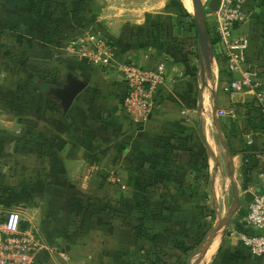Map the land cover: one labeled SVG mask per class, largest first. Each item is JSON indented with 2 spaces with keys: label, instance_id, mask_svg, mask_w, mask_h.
<instances>
[{
  "label": "crops",
  "instance_id": "obj_1",
  "mask_svg": "<svg viewBox=\"0 0 264 264\" xmlns=\"http://www.w3.org/2000/svg\"><path fill=\"white\" fill-rule=\"evenodd\" d=\"M116 2L101 11L90 3L83 23H103L120 60L163 68L144 123L125 118L119 73L67 54L64 44L89 33L67 11L72 0H0V134L15 135L0 142V187L42 190L21 205H0V224L17 209L20 230L42 236L47 248L35 264H264L240 243L239 234L253 233L245 213L224 214L216 191L223 172L236 188V166L259 182L249 192L264 190L261 105L248 91L224 93L231 77L214 55L201 77L193 36L185 32L176 46L160 31L164 25L177 39L160 0ZM247 10L237 34L249 41L248 63L264 93V0H248ZM68 75L86 87L65 111L51 92ZM31 135L51 140V159L16 138ZM76 193L113 209L77 235Z\"/></svg>",
  "mask_w": 264,
  "mask_h": 264
},
{
  "label": "built area",
  "instance_id": "obj_2",
  "mask_svg": "<svg viewBox=\"0 0 264 264\" xmlns=\"http://www.w3.org/2000/svg\"><path fill=\"white\" fill-rule=\"evenodd\" d=\"M212 1L200 0V3L212 37L211 49L213 44L220 48V59L231 77L223 91L226 94L239 91L254 93L264 117V93L257 92L255 73L248 63L249 41L237 34V30L250 18L248 0H217L216 11H210L208 4ZM67 44L65 50L70 57L85 61L89 67L102 72L119 73L124 92L122 107L125 118L133 123L147 120L154 109V93L166 80L161 66L146 67L128 59L120 60L112 43L99 33H86ZM247 143L252 145L253 140L249 139ZM244 221L253 233L239 234L242 247L251 256L264 258V192L254 194ZM21 222L19 210L6 212L0 224V264H35L37 253L47 248L40 234L22 232ZM50 250L55 251L54 248Z\"/></svg>",
  "mask_w": 264,
  "mask_h": 264
},
{
  "label": "rangeland",
  "instance_id": "obj_3",
  "mask_svg": "<svg viewBox=\"0 0 264 264\" xmlns=\"http://www.w3.org/2000/svg\"><path fill=\"white\" fill-rule=\"evenodd\" d=\"M148 1L149 0H146V4H148L147 3ZM150 1H152V0H150ZM160 1H161V6H162L161 7L162 12H165L167 14L170 13L171 15H173L172 20H174V24L176 25V31H175L174 36H177V39L174 40L175 38L172 37V34L168 35L169 31H168V29H164V25H161V26H163V28H160V31H162L163 34L167 33L166 38H168L170 36V39L168 38L167 40H170L174 43V45L179 46V44H181L180 41L184 40V39H182L183 37L181 38L180 36H185L184 33L187 31L188 27L190 26V28H191V25L192 24L194 25V21H193L194 13H193L191 1L190 0H160ZM115 2H116V0H115ZM90 3L93 6V8L95 7L96 10H99V8H100V11H101V9L103 10L106 5H110V0H85V3L82 7V11L80 12V16L82 18L87 17V15H88L87 8L90 7ZM186 3H188V5L190 6L189 9L187 8ZM116 4H117L118 8H121L120 7L121 3L119 1H117ZM182 11L185 12V14H189L190 17H181L180 14L182 13ZM95 17H98V16H95ZM84 18H83V20H86ZM90 23L92 24V26H91L92 28L90 27V29H88L86 32H92V30H99L100 29L101 33H103V35H105V31L103 30V23H95L94 16L90 17ZM194 29L195 28H192V30H191V36H193L192 37L194 40L193 44H195L193 47L195 49H197L198 48L197 36H196V32ZM184 38L188 40V38H186V37H184ZM177 40H179V41H177ZM190 40H192V39H190ZM190 40H189V42H190ZM165 42H167V41H165ZM64 45H66L65 46V48H66L68 44H64ZM50 99H52V98H50ZM5 136L7 137L8 141L13 140V138L15 137V135H13V136L11 135V137H10L8 134H6ZM243 166L245 167L246 165H243ZM223 169L225 170V167H223ZM241 169L243 170L244 168H241ZM234 181H235L236 188L233 186L231 187L228 179L226 178V176L223 172V176L218 177V181L216 183V191H217V194L219 196V200H218L219 204L222 207L224 214L228 211H231V210H232V213H234V212L238 211L239 208H241L240 214L237 217H235V220H237V219L241 218V216L243 217V215H242L243 213H245V215H246L248 204L250 203V201L252 200V198L255 194V191H251V192L248 191L249 187H255L256 188L258 186L259 182L254 181V184L251 182L249 183L248 179L244 178V176L240 174V168L238 166H236V173L234 175ZM210 190L211 189H209V193L212 192ZM262 192H264V190ZM237 193H238V205L235 206L234 202H235V198H236ZM214 206H215V204H214ZM211 211H212V209H211Z\"/></svg>",
  "mask_w": 264,
  "mask_h": 264
},
{
  "label": "trees",
  "instance_id": "obj_4",
  "mask_svg": "<svg viewBox=\"0 0 264 264\" xmlns=\"http://www.w3.org/2000/svg\"><path fill=\"white\" fill-rule=\"evenodd\" d=\"M84 3H85V0H72L71 6L67 9L69 14L74 18V20H76V22H78L79 25L83 24L82 31H84L85 29H90V27L85 28V24L83 23V18L80 16V12L82 11V7ZM183 14H184V17H190L189 14H185V12H183ZM48 17H52V16L49 13L43 15V18L50 21L51 18H48ZM189 28L190 26L188 27L186 32L191 34L192 28H195V27L192 24L191 28L190 29ZM92 32L103 35L100 29L92 30ZM193 41L194 40L192 38L191 44H190L191 46H192ZM210 42H212L211 34H210ZM212 52H213V55L216 56V58H218V61L223 63L222 60L220 59V53H221L220 48L215 47L213 44ZM222 68L224 67L222 66ZM36 86H38L39 88V85H36ZM262 117L263 116L258 117V119H260L258 125H259L260 131L262 132V134H264V117L263 118ZM5 135L6 134H0V142L2 144H3V141L5 142L4 144L8 142L7 137ZM9 136L11 137V135ZM16 138H18L17 141L21 143V146H31L33 150L40 153V155L44 156L45 158L51 159L52 157L51 155L52 148L50 144L51 140L47 142V141H44V139L42 140L41 139L42 137L33 136V135L29 136L28 139H26V137H22V138L16 137ZM41 192L42 190L39 188L38 190L37 189L31 190V189H28L27 187H17V188L0 187V205H3L8 208L21 205L24 202H26L27 199H30V197H34V195H40ZM74 201L72 200V203L75 207V212H76V235L78 231L84 227V224L90 221L92 217L96 215L101 216L105 213H110L111 211H113L111 207L105 204L98 205L94 200L89 199L86 201L85 199H82L79 193H76V199ZM140 232H141V235L144 234V236H146V231L143 228L140 229Z\"/></svg>",
  "mask_w": 264,
  "mask_h": 264
},
{
  "label": "water",
  "instance_id": "obj_5",
  "mask_svg": "<svg viewBox=\"0 0 264 264\" xmlns=\"http://www.w3.org/2000/svg\"><path fill=\"white\" fill-rule=\"evenodd\" d=\"M194 13V26L197 36L198 43V60L201 68V77L204 78L205 69L209 64L210 57L213 55L210 46V32L205 19V14L200 0H190ZM218 6V1L213 0L208 4V9L210 11H216ZM86 84L77 80L72 75H68L66 78V84L62 88L54 90V97L59 101L60 105L65 111H68L75 101L76 97L84 90ZM12 146V144H11ZM233 172V165H232ZM237 198H235V203ZM5 215V212L2 213Z\"/></svg>",
  "mask_w": 264,
  "mask_h": 264
},
{
  "label": "bare ground",
  "instance_id": "obj_6",
  "mask_svg": "<svg viewBox=\"0 0 264 264\" xmlns=\"http://www.w3.org/2000/svg\"><path fill=\"white\" fill-rule=\"evenodd\" d=\"M186 5H187V8L189 9V8H190V6L188 5V3H186Z\"/></svg>",
  "mask_w": 264,
  "mask_h": 264
},
{
  "label": "flooded vegetation",
  "instance_id": "obj_7",
  "mask_svg": "<svg viewBox=\"0 0 264 264\" xmlns=\"http://www.w3.org/2000/svg\"><path fill=\"white\" fill-rule=\"evenodd\" d=\"M53 93H54V91L51 92V94H53Z\"/></svg>",
  "mask_w": 264,
  "mask_h": 264
}]
</instances>
